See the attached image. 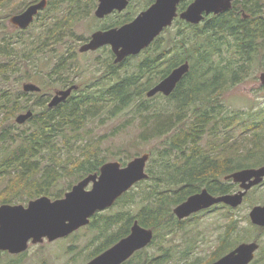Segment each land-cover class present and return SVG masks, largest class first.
<instances>
[{"label": "trees", "instance_id": "trees-1", "mask_svg": "<svg viewBox=\"0 0 264 264\" xmlns=\"http://www.w3.org/2000/svg\"><path fill=\"white\" fill-rule=\"evenodd\" d=\"M6 1L9 0H0V9ZM66 1L68 7H63ZM192 1L182 0L178 11ZM93 3L94 0H50L38 20L44 27L42 32L37 30L31 33L33 37L24 39L19 34L26 31L15 30L18 39L0 45V59L4 60L0 63V115L33 112L23 125H13L20 133H12L10 125L0 122V180H13L10 189L24 183L33 189L35 196L50 192L58 196L60 191H53V187H61L56 183L58 179H63V187L69 189L107 161L119 159L125 165L127 161L120 152L109 158L98 155L95 143L85 144L83 130L90 119L101 113L116 117L118 112L128 109L131 119L139 121L140 129H145L138 141H160L165 150L158 154L150 151L152 158L160 162L157 169L149 164L146 169L149 178L115 202L114 207L119 210L128 204L137 205L135 212L118 210L111 215H96L85 227L98 245L85 255L80 252V261L91 260L126 236L134 220L153 230L149 247H158L159 254L149 257L145 255L147 249L141 250L122 264H207L238 243L254 240L260 243L263 229L249 224L242 235L234 237L236 229L232 221L206 261L197 256L192 258L196 246L189 238L181 251L163 247L159 239L183 230L199 218L178 221L172 213L189 196L203 188L215 196L232 193L237 185L224 181L225 175L264 166V117L257 120L254 112H229L223 106L224 93L244 82L255 65L264 71V0H233L230 10L206 16L197 25L178 20L175 25L179 29L174 37L168 40L162 35L157 37L137 63L131 64L136 56L121 65L113 64V56L108 55L98 81L78 85L67 101L56 108H47L49 97L43 87L39 93H26L6 86L7 78L18 74L13 69V60L17 61L14 67L23 65L22 78L26 80L32 70L33 77L46 74L51 86L74 85L73 76L86 68L77 62L74 50L62 47L64 33L88 16ZM173 27L165 29L166 35ZM184 62L189 63V71L168 97L161 94L146 97L151 87ZM121 69L123 73L119 72ZM233 128H241L242 134L232 135ZM75 146H81V151L75 152ZM138 188L143 193H136ZM256 202L263 203L264 199H255ZM223 208L231 212L230 208ZM72 248L68 247V252ZM263 252L260 245L253 263L264 264ZM27 253L11 256L0 252V264H24Z\"/></svg>", "mask_w": 264, "mask_h": 264}, {"label": "water", "instance_id": "water-1", "mask_svg": "<svg viewBox=\"0 0 264 264\" xmlns=\"http://www.w3.org/2000/svg\"><path fill=\"white\" fill-rule=\"evenodd\" d=\"M129 0H99L96 17L102 18L114 9L122 11ZM182 0H156L147 10L141 12L132 22L120 28L105 32H95L91 40L80 48V52L97 50L102 46H110L114 54V63H121L128 56L138 55L146 49L161 32L172 25L179 17L190 24H199L205 16L218 15L231 9L233 0H194L179 15L177 7ZM46 7V0L29 5L20 14L9 18V24L18 29H26L33 22L39 11ZM189 71V63L185 62L174 68L163 80L146 92L147 98L157 94L168 97ZM259 82L264 86V71L259 75ZM72 85L54 93L47 103L49 109L65 102L76 90ZM24 92L39 93L40 87L26 83ZM32 112L19 114L15 122L24 124L32 117ZM149 153H144L127 163L122 168L118 162H109L100 168L99 176L88 175L75 184L64 198L50 200L41 197L24 206H0V252L19 255L28 250L29 245H40L44 241L52 243L73 234L90 223L97 212L110 208L114 202L132 188L136 183L146 180L145 172ZM238 184L239 190L232 194L214 196L206 189L189 196L173 209L178 220H183L214 205L224 204L237 208L253 187L264 180V166L242 169L225 177ZM92 184L91 190L86 188ZM252 225L264 229V204L252 207L249 212ZM153 238V231L141 227L137 222L131 227L130 234L115 245L93 258L86 264H122L136 251L145 248ZM259 249L257 241L241 243L232 251L210 264H250Z\"/></svg>", "mask_w": 264, "mask_h": 264}, {"label": "rangeland", "instance_id": "rangeland-1", "mask_svg": "<svg viewBox=\"0 0 264 264\" xmlns=\"http://www.w3.org/2000/svg\"><path fill=\"white\" fill-rule=\"evenodd\" d=\"M35 1L38 0L6 1L5 6L0 9V45L3 44L6 40L18 39V33H16L15 31L16 29H14L8 22L9 18L18 13H21L27 6ZM63 7H68V1L63 4ZM40 17L28 30H26L25 33H20L19 36L24 39H29L30 37H33L31 36V33H34L37 30H39L38 32H42V29L44 27L40 24L41 22H38ZM97 26L98 22L92 20L91 16H88L84 19H81L78 23L68 27L66 29V32L64 33V42L62 44V47L66 49L67 47H69L70 50H74L76 52L77 62H79L81 66L83 65L86 68V70L79 73V75L73 76V81L77 85H82L85 82H96L99 79L98 77L100 76V73L104 72L103 69L105 67V60L108 58L107 52H105V50L88 54H80L78 52L81 45L84 43V41H86V39H88L92 31H94V28L96 29ZM177 26L178 25H174L169 33L163 36L164 39L168 40L170 37H174L175 33L179 29L177 28ZM14 48L17 50L18 46H14ZM63 48L61 49L63 50ZM143 57L144 55L140 54L136 57V59L131 61V64L137 63ZM13 61V69H15L18 74L8 77V83L6 86L13 89L14 91H22V86L26 83H31L36 86L43 87L46 90L44 91V94L47 97H50L55 92L64 89L62 85L51 86L50 83L48 84L47 81H49V79L47 78L46 74H41L33 77L35 73L32 72V70H30L29 72V74L31 75L29 76L30 79L26 80L22 78V69L24 68L23 65L17 64V66L14 67L17 61ZM1 62H4V60L0 59V63ZM96 67L100 68V70H96ZM256 67L257 65H255L254 69L250 73V76L244 82L238 84L233 89H230L224 93L223 106L226 111L245 113H249L251 111L254 112V118L257 117V120L264 117V112H262L261 114L259 112V110L264 109V87H262L259 83V75L262 71H260ZM19 69H21L20 72ZM123 70L124 69H121L119 70V72L123 73ZM46 73H48V71ZM45 82L46 84H44ZM101 109H104V107H102ZM24 112L25 110L20 111L14 114V116L10 115L9 113L0 115V122L5 126L10 125V130L12 133H20L19 130L13 127V125L16 126L14 119L17 115ZM144 130V128L140 129L139 121H134L131 119L130 111L127 109L123 112H118L116 117L110 116L109 114H99L96 118L89 120L87 126L83 130V133L86 138L85 144L87 145L90 142L95 143L97 154L100 156L109 158L112 157V155H114L116 152H120L119 154L122 155L121 157L125 158L127 161L126 163H128L144 153H149L150 158L147 163V167L149 164H152V166L157 169L160 162L156 157L152 158L150 151H155V153L158 154L159 152L164 151L165 147L160 144V141L156 140H151L148 143L139 142L138 136L143 133L142 131ZM231 132L232 135L239 137L242 134V129L233 128ZM205 139L201 141V145L203 146L205 143ZM85 144L81 146H86ZM81 146H75L73 150L75 152H80L82 148ZM241 147L242 146H240V148ZM155 160L158 161L155 162ZM110 161L120 160L112 159ZM0 181V190L9 187L8 185L10 183V180L2 179ZM261 185L262 186L257 190L254 189V191L251 190L250 193L248 192V199L245 200L244 198L243 203L237 208L231 209L230 213L227 212L226 208L224 209L223 207H219L217 208V210H212L211 213H206L198 216L199 218L197 219H193L191 222L184 226L183 230H177L172 235H164V238H160L159 241L162 240L161 243L165 248L171 246L176 247L177 251H181L186 247L185 243L189 238L191 239V242H193V244H195L196 246L193 258L197 256L200 257L201 260L205 259L204 261H206L209 255L218 246L219 238L226 231L227 225L230 223V221L233 222V227L236 229V232L232 234V236L234 237L242 235L243 230L249 227L250 221L248 215L253 205H261L264 203H255V199H264V182ZM236 187L237 188H235L232 193L236 192L239 189L238 186ZM136 193L141 194L143 192L141 191V188H138L136 189ZM136 206L137 205L128 204L120 210L117 207L112 211L109 210L105 214L111 215L118 210H131L132 212H135L137 210ZM76 235L73 238L69 237L52 243H48L47 241H45L40 245H31L27 250L28 253L27 257L24 259V264H85L86 262L84 263L83 260L80 261V252L85 255L89 253L96 245H98V243L95 242L93 234H90V231L88 229L83 228L79 230ZM260 245L264 249V234L261 236ZM70 246L73 247L72 252H68V247ZM158 254V247H149L145 255H148L149 257H155ZM75 257H78L79 260L76 261ZM253 264H259V262Z\"/></svg>", "mask_w": 264, "mask_h": 264}, {"label": "flooded vegetation", "instance_id": "flooded-vegetation-1", "mask_svg": "<svg viewBox=\"0 0 264 264\" xmlns=\"http://www.w3.org/2000/svg\"><path fill=\"white\" fill-rule=\"evenodd\" d=\"M39 1H41V0H38V1H35V2H33V3H31L30 5H33V4H36V3H38ZM194 1V0H193ZM156 2V0H129L128 1V4H127V6L125 7V9H123L122 11H118V10H116V9H114L112 12H110L109 14H107V15H104L102 18H98V17H96V15H95V12H96V10H97V8H98V5H99V0H94V3L90 6L91 7V10H90V12H89V14H88V16H91L92 17V20H95V21H97L98 22V26L96 27V29L94 28V31H92V33L90 34V36L88 37V39H86V41H84V43L81 45V47L84 45V44H87L90 40H91V36L95 33V32H105V31H108V30H111V29H116V28H120V27H122L123 25H126V24H128V23H130V22H132L141 12H143V11H145V10H147V9H149L154 3ZM50 3V0H46V7L43 9V10H41V11H39L38 12V14L35 16V18H34V22L30 25V26H32L36 21H37V19L41 16V14L44 12V10L48 7V4ZM191 3V2H190ZM189 3V4H190ZM188 4V5H189ZM187 5V6H188ZM187 6H186V8H187ZM185 8V9H186ZM184 9V10H185ZM184 10H182V11H184ZM182 11H178V15L182 12ZM212 15V14H211ZM219 15V14H218ZM88 16H86V17H88ZM132 16V17H131ZM129 17H131V19L129 18ZM85 18V17H84ZM84 18H82V19H84ZM126 20V21H125ZM178 20H180V18L179 17H176L174 20H173V22H172V26H174L175 25V22L176 21H178ZM122 21H125V22H123V23H120V24H116V23H119V22H122ZM182 21V20H181ZM186 23V22H185ZM192 25V24H191ZM171 26V27H172ZM29 29V28H28ZM169 29V28H168ZM17 30V29H16ZM26 31V30H25ZM166 31L167 30H165L164 29V31L162 32V36H164V35H166ZM80 47V48H81ZM80 48H79V50H78V52L80 53V54H88V53H95V52H98V51H102V50H105V52H107V56L108 55H112L113 56V60H112V62H113V64H114V58H115V56H114V54L112 53V51H111V48H110V46H102V47H100V48H98L97 50H94V51H92V50H89V51H85V52H80ZM143 52V51H142ZM131 57H136V56H128V57H126L121 63H119V64H117V65H121V64H123V63H125V61L127 62L128 61V59H130ZM183 64V63H182ZM179 66V65H178ZM166 77V76H165ZM164 77V78H165ZM184 77V76H183ZM183 77H182V79H183ZM164 78H162V79H160L158 82H160L161 80H163ZM181 79V80H182ZM157 82V83H158ZM262 87H264V86H262ZM68 88V87H67ZM28 111V110H27ZM27 111H25V112H27ZM24 112V113H25ZM18 116V115H17ZM16 116V117H17ZM16 117H15V119H16ZM15 119H14V121H15ZM15 124L16 125H19V124H17L16 122H15ZM23 125V124H22ZM109 162H116V161H107V162H105V163H103L100 167H99V170L97 171V172H94V173H88V174H86V175H84L80 180H78L76 183H74L69 189H66V187H63V186H65V182H64V180L63 179H58V180H56V183H59L60 185H61V187L59 188V187H53L55 190H53V191H56V190H59L60 191V194L58 195V196H56L53 192H50L49 194H39V195H37V196H35L34 194H33V189L32 188H30V187H25V184L23 183V185L22 184H20L19 186H17V187H15V188H12V189H10V188H3L2 190H0V196H1V199H0V201H2L1 203H0V206L1 205H9V206H18V205H21V206H24L25 208L27 207V205H28V203L30 202V201H33V200H36V199H38V198H41V197H47V198H49L50 200H52V201H54V200H59V199H62V198H64V195L68 192V191H71V189H72V187L75 185V184H77L78 182H80L82 179H84L86 176H88V175H93V174H96V175H98L99 176V174H100V168L104 165V164H106V163H109ZM119 164H120V166L122 167V168H124L126 165H127V163H126V165H123L120 161H117ZM236 172V171H235ZM234 173V172H233ZM231 174V173H230ZM230 174H228V175H230ZM228 175H225L224 177H223V180L224 181H231V180H225V177L226 176H228ZM8 180H10V182L11 183H14V181L13 180H11V179H8ZM1 182V181H0ZM20 182H25V180H22V181H20ZM232 183V182H231ZM9 185H10V183H9ZM8 185V186H9ZM234 185H236V184H234ZM91 187H92V184L90 183L89 184V186L86 188V190L87 191H89V190H91ZM52 190V189H51ZM57 194V193H56ZM114 205H115V203L113 204V206L112 207H110V208H108V209H106V210H104V211H102V212H97L96 214H94L93 216H92V218H91V220L93 219V217H95L96 215H103V214H105V213H107L109 210H114V209H116L117 207H114ZM114 207V208H113ZM216 207L217 206H214L213 208H210V209H208V210H206V211H202V212H199V213H197V214H194V215H192V216H190L189 218H187V219H191L193 216H201V215H203V214H206V213H211L212 212V210H215L216 209ZM174 215V214H173ZM175 217V216H174ZM176 218V217H175ZM177 219V218H176ZM187 219H184V220H187ZM178 220V219H177ZM178 221H180V220H178ZM181 221H183V220H181ZM134 222H137L138 223V221L137 220H134L133 222H132V224H131V226H130V228H129V232H128V234L126 235V236H124V237H122L121 239H119L117 242H119L120 240H122V239H124V238H126L129 234H130V232H131V227H132V225L134 224ZM139 224V223H138ZM141 226V225H140ZM142 227V226H141ZM143 228H146V227H143ZM146 229H149V228H146ZM81 230V229H80ZM153 241V240H152ZM117 242H115L113 245H115ZM151 244V243H150ZM149 244V245H150ZM113 245H111L110 247H112ZM149 245L146 247V248H143V249H141L142 251L143 250H146V249H148L149 248ZM109 247V248H110ZM109 248H107V249H109ZM106 249V250H107ZM105 250V251H106ZM141 250H138V251H136L130 258H132L136 253H138L139 251H141ZM104 252V251H103ZM102 252V253H103ZM101 254V253H100ZM99 254V255H100ZM129 258V259H130ZM193 258V257H192ZM128 259V260H129ZM214 262V261H213ZM210 263H212V262H210ZM210 263H207V264H210Z\"/></svg>", "mask_w": 264, "mask_h": 264}]
</instances>
